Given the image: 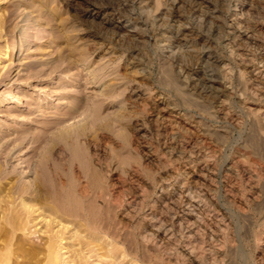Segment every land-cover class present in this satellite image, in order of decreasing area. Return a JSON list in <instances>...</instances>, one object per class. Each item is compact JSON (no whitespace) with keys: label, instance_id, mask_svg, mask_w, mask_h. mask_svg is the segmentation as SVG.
<instances>
[{"label":"bare ground","instance_id":"6f19581e","mask_svg":"<svg viewBox=\"0 0 264 264\" xmlns=\"http://www.w3.org/2000/svg\"><path fill=\"white\" fill-rule=\"evenodd\" d=\"M236 1L227 24L237 38L232 37L234 48L228 53L241 67L235 75L240 82L245 79L243 72H254L250 81L246 80L250 90L244 87V93L238 92L244 114L251 122L248 147L238 149L237 156L216 166V145L207 140L206 134L201 135L197 115L190 112L186 117L187 109L182 107L170 111V105L163 100L148 105L147 101L156 97L150 96L148 90L136 89L138 87L132 86L128 98L123 103L117 100V110L106 116L100 113L102 102L96 104L64 94L60 103L66 105L68 118L65 121L83 113L85 116L69 124L57 119L54 130L50 127L49 134L42 131L44 136L48 135L45 139L39 132L34 134L31 143L39 151L33 166V162L31 167L28 164L30 169L26 175L23 170H14L15 173L9 170L13 173L10 176L0 162V264H71L74 259L68 257L74 252L67 257L62 252L68 248L70 238L75 244L90 246L91 251L104 250L100 256L109 257L110 264H125L119 258L126 257L129 258L127 264H230L239 259L249 264H264V165L260 164L264 158H261L262 152L257 153L264 151V18L253 8L255 2L264 13V0ZM19 3L23 10L28 9L21 23L16 26L17 21L10 33L13 48L21 49L26 45V49L29 30L34 25H42L41 21L59 8L54 0ZM93 9L94 15H99L100 7L93 4ZM216 11L211 8L209 12L206 8L211 18L217 15ZM33 12L36 15L32 17ZM117 13L112 11L111 14L114 17ZM121 16L118 14L116 17L120 20L113 24L115 40L120 44L134 39L143 41L145 38L138 36L139 28ZM61 20L64 19L60 16L50 15L44 22L54 30L52 38L60 51L58 57L42 65L30 64L31 71L46 69L50 73L59 67L60 61L67 62L68 66L77 64L89 68L87 47L70 43V29L64 22L56 27L51 23ZM61 43L64 45L60 46ZM252 45L262 49L259 67L252 53L244 54ZM0 48L1 54L3 48ZM182 48L168 50L169 55L180 53ZM100 67L94 70H102L103 66ZM221 71L223 80L213 83L217 89L235 95L227 85L232 72L228 66H223ZM90 74L92 79L102 76L95 71ZM113 80L100 88L101 96L116 97L117 78ZM68 81H62V86ZM168 81L186 106H196L197 98H191L193 93L183 91L184 86L171 76ZM134 103H142L144 110L155 112L153 128L144 125L147 120L134 116ZM227 109L225 116L234 125L243 122V113ZM22 133L17 132L15 136ZM10 136L0 132V143L7 140L17 150H22V137L10 139ZM240 154L245 156L244 164L238 162L242 158ZM245 189L250 191L245 192L246 195L242 192ZM223 196L234 214L227 215L222 210L224 203H220V198ZM254 220H260L257 228L251 227ZM239 221L248 222H242L247 226L243 227ZM39 223L45 228L43 242L35 241L32 236L39 233L36 227ZM56 226L59 227L55 230ZM83 257L76 255L78 263L75 264H89L88 258L82 261Z\"/></svg>","mask_w":264,"mask_h":264},{"label":"rangeland","instance_id":"374dc122","mask_svg":"<svg viewBox=\"0 0 264 264\" xmlns=\"http://www.w3.org/2000/svg\"><path fill=\"white\" fill-rule=\"evenodd\" d=\"M20 1L22 0H0V21L2 20L0 23L2 28L4 25V28L0 29V47L3 48L0 54V132L10 134V139L21 136L22 141H19L24 146L22 150H17L7 140L3 141V144L9 143L7 147H2L3 144L0 143V162L4 163L6 168L4 169L7 172L11 170L15 173L14 170H17V172L23 170L24 175H26L31 167L30 165L33 166L36 162L39 150H35L34 145L31 143L34 134L37 135L36 133L39 132V135H41L44 130L47 131L45 133L49 134V130H54L52 127L55 126L54 122L57 119H64V122L69 124L81 120L85 116V113H83L77 118H73L74 120L65 121L68 118L65 111L66 105L60 103V97L64 94H73L77 98L86 99L96 104L102 102L100 113L106 116L117 110L119 100L123 103L125 98H128L130 89L138 87L136 89L148 90L150 96L156 97L155 100L149 99L147 101L148 105L152 106L163 100V103L166 102L170 105V107L168 106L170 111H173L176 107H182L185 110L187 109L185 116L191 114L190 112L197 115L196 120L198 119L201 123V135L206 134L207 140H211L212 144L216 145L214 158L216 166H219V164L224 165L231 157L237 156L241 148L248 147L251 122L244 114L243 102L240 100L242 97H239V93H244L245 89L250 90L249 82L246 80L250 81L254 72H243L242 77L244 75L243 78L245 79H241L240 82V78L237 79L235 75L241 67L235 62V58L233 61V57H230L228 53L231 48L232 50L234 48L235 40L233 39L237 38L236 33L234 34V31L230 30L232 28L227 24L232 17L236 0H54V5H57L59 9L55 11L56 13L50 15L60 16L64 20L51 21V23L56 27V24L59 25L64 22V25H67L66 27L70 29L72 37L70 43L73 46L87 47L90 57L86 61V65H89L88 69L77 64L68 66L67 62L60 61L59 67L50 72L51 74L47 73L46 69L38 72L31 71L32 69L29 68L30 64L40 63L42 65L59 55L60 51L52 38V31L54 30L50 29V25L46 26L44 24L50 15L41 21L42 25H34L29 30L26 49V45H23L21 49L12 46L13 37L10 32H13L15 25L21 23L20 21L28 9L23 10ZM93 4L100 7L99 15H94L97 8L93 9ZM256 5L254 2L253 6L255 7L253 8L257 9V13L261 15L260 17L264 18L262 8ZM206 8L209 12L211 8L217 10L214 12L217 15L211 18L206 14ZM112 11L118 13L113 17ZM118 14L137 26L139 28L137 32L140 33L138 36L145 39L143 41L134 39L121 44L118 43L112 31L113 24L120 20L116 17ZM35 15L36 12H33L31 16ZM16 22L17 24H15ZM9 29H12V31H7ZM232 37L234 38L232 39ZM163 44H165L164 47ZM63 45L60 44V46ZM179 46L183 47L180 53L175 52L173 56L172 54L169 55L168 50L172 48L175 50ZM5 49L7 52H5ZM248 50L251 52L249 53ZM261 51V48L252 45L247 47L244 54L252 53L256 65L259 67L261 63L258 57L262 53ZM98 66L99 68L103 66V69L94 70ZM223 66H228L232 72L227 85L231 86L233 88L230 87L231 90L237 95L217 89L213 83V81L223 80L221 71ZM168 69H170V73H165ZM94 71L99 72L102 76L99 75L98 78L92 79L90 72ZM168 73L171 78L177 79L184 86L183 91L189 90L187 93H193L191 98L196 97L197 99L196 101L191 100L196 103V106L192 107L191 105L189 107L184 104V101L173 87L168 84L170 78ZM183 75L187 76L186 78L184 76L185 81ZM113 77L117 78L118 92H116V97L106 98L101 96L100 88L104 84L110 83V81L114 82ZM66 79L69 81L62 86V81ZM229 83L231 84L229 85ZM17 98H20V100L17 101ZM46 101H50L49 104H46ZM176 102L177 105L173 104ZM134 104L136 107H134V116L139 117L138 119L147 120L144 121L147 123L144 125H147V128H153L152 119L155 118V112L144 110L142 103L140 105H136L139 103ZM262 104H264V100ZM138 107L140 110L137 109ZM225 108L235 113H243V122L234 125L225 116ZM144 111L146 114H144ZM50 127L51 129H49ZM17 132L23 133L15 136ZM46 136L48 137L47 134ZM46 136H44V139ZM16 142H18V139ZM260 152H262L261 158L263 159L264 151L257 153L260 154ZM241 157L243 160L239 159L238 162L244 164L245 156L241 155ZM28 164L30 167H27ZM260 164L264 165V159L260 161ZM184 168L185 170L189 169V167ZM12 172H10V176L13 175ZM260 182L263 183V179ZM242 192L246 195L250 191L247 192L245 189ZM226 199L225 196L220 198V203L222 205L224 203L223 209H221L226 214H234L231 211L232 206L228 205L229 202ZM226 206L230 209L229 211L225 209ZM258 221L260 220H256V222L254 220L251 227L257 228L260 225L257 223ZM239 222L243 227H246L247 225L244 224L248 223L246 221ZM42 226L43 223H39L36 226L37 229L39 228V233L32 234L35 238L31 236L37 242H43L46 239V234L43 233L45 228ZM58 227L56 226L54 229L56 230ZM70 233L71 231L67 235ZM67 242L68 248L63 249L62 252H65L64 257L74 252L71 257H68L69 260L74 259L71 264L78 263L75 258L76 255L84 256L82 261L88 258L89 264H110L112 261L109 257L100 256L101 253H104V250L91 251L90 246L84 247L75 244L73 238L68 239ZM71 249L72 251H69ZM126 258L119 259L127 264L129 258ZM230 259L232 261L234 258ZM239 260H235L233 263L240 264L243 262V264H249L245 260ZM250 263L252 262L250 261ZM82 264L84 263L82 262Z\"/></svg>","mask_w":264,"mask_h":264}]
</instances>
